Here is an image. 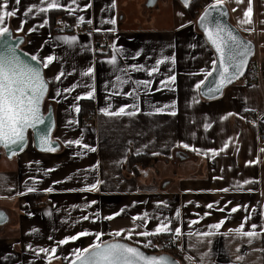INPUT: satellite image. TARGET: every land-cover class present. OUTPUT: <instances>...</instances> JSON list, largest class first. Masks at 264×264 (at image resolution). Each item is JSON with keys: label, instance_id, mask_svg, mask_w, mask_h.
<instances>
[{"label": "crops", "instance_id": "0c3cea01", "mask_svg": "<svg viewBox=\"0 0 264 264\" xmlns=\"http://www.w3.org/2000/svg\"><path fill=\"white\" fill-rule=\"evenodd\" d=\"M12 2L13 0H10V4ZM33 2L37 0H21L19 18L23 17L24 8ZM61 2L66 3L67 0ZM87 2L88 0H78L81 7ZM111 3L112 0H92L91 8L74 15H68L61 10L71 17L75 30L67 34H55L51 32L49 25L34 33H27L28 27L42 22V16H29L24 25V32L16 33L19 18L10 19L12 32L24 37L23 51L32 54L40 44L48 40L49 43L41 49V56L53 54L57 57L43 70V74L50 81L44 104L53 107L55 128L52 138H59L60 150L55 153H41L36 151L32 144H28L22 153L11 159L0 155V211L8 218L0 225V264H45L43 254L39 258L34 257V252L28 250L27 245L31 244L33 248L50 247L53 245V241L48 239L50 235L54 240H59L65 235H72L84 229L103 231L105 235L101 239L109 240L112 237L107 233L114 229L131 227V216L144 211L172 217L175 210L180 208L182 231L194 233L207 231L208 224L218 222L228 214L227 210H209L204 207L206 204L220 201V205H217L219 207L226 201H231L229 209L236 204L249 205L248 211H251L253 206L257 209V215L246 224L245 230L250 227L251 222L260 224L258 212L260 205H264V152L260 149L264 148V142L258 140L256 129L247 125L246 118L258 117L260 124L264 126V43L259 49V84H249L243 77L226 87L221 97L210 101L203 100L194 91L193 85L197 80L204 78L199 74V70L211 67L210 61L214 54L210 47L205 46V39L197 30L195 21L189 23L190 19L183 5L178 0H151V3L149 0H116V7L112 8ZM201 3L205 8L212 0H201ZM252 3L251 28L256 22L261 24V19L264 18V0H252ZM224 5L228 9L230 22L244 37L252 40V31H245L244 27L238 24L247 8V0H241L239 4L236 0H225ZM101 9L105 10L101 12ZM76 15H84L85 20L91 19L93 23L85 22L76 26ZM111 17L116 18L115 25L101 23L102 19ZM64 23L67 22L59 24ZM182 23L186 26L179 28ZM112 27L116 29L114 33L103 30ZM94 28H101L102 31L95 32ZM102 33L109 35L108 47L115 41L117 47L125 50L124 57H118L119 68H125L132 63L151 67L161 55H175V65L162 64L160 72L152 78L155 89L159 86V80L172 68L177 74L175 91L162 89L152 91L146 96L141 94L138 102L141 111L131 117H108L100 113L99 108L106 107L108 103L113 105V110L124 103H133L132 98L123 95L111 96L110 100H105V96H110L105 82H109L111 88L110 82L120 73L105 62L112 53L110 47L105 54L96 53V44L101 43L99 37ZM50 35H76L78 40L75 45L69 47L50 39ZM190 44H195L196 47H189ZM136 51H140L141 55L132 59ZM88 66L94 67V79L81 77L79 74ZM61 68L71 75H66L59 83L52 81L51 78ZM191 73L197 75H190ZM129 75L136 80L149 78L145 71L129 72ZM73 83L80 86L71 94H65L67 99L57 98L59 103L51 99L56 87H69ZM88 84L95 87V98L74 101L76 95L88 90L85 87ZM132 87L134 85L126 84L119 91L127 92ZM193 97L199 103L192 104ZM172 100L177 102L175 116L167 112H153V105L163 106ZM81 101L93 104L95 121L91 127L84 126L83 121L92 113L85 116L81 123L79 113L71 108L74 102L80 105ZM244 108L251 110L244 111ZM227 112L240 113L244 119L232 116L221 122L219 116ZM205 117L208 118L207 122L212 124L207 131L203 128ZM69 120H75L77 123L68 126ZM81 136L84 143L95 148L94 152L78 156L75 153L81 150L77 146L67 147L62 143L65 139ZM229 136L233 137L234 142H230L228 149L211 159L202 152L198 154L180 146V142H183L199 149L220 148ZM137 150L138 154L151 156L153 161L139 175H134L127 168L126 161L130 154H137ZM153 152L158 154L152 155ZM248 160H257V163L246 166L245 162ZM30 161L32 163H29ZM35 161H40V164L37 165ZM97 162V168L92 170L90 166ZM48 168L54 171L45 174L44 169ZM29 177L35 178L36 182ZM66 177L71 179H65ZM97 179L104 181L98 191H79ZM244 179L255 180L256 183L243 185V190L240 191H213L234 185L237 181L242 184ZM53 181L62 183L53 184ZM33 186L36 191L27 192V187ZM48 187L55 190L51 193L43 191ZM248 188L253 191L248 192ZM32 194L43 195L41 206L30 207L29 196ZM92 200L97 203L87 210L72 207ZM133 201L137 202L135 206H132ZM158 201L166 202L168 207L161 205L158 208ZM189 201L192 203H188ZM197 204L200 207H197ZM126 205L129 206L126 212L111 221L97 220L93 223L91 220H79L82 214L99 210L101 216H106ZM205 211H210L211 215L204 217L189 229L188 220L196 219L195 213L202 216ZM45 212L51 214L45 215ZM245 215L243 208L233 213L220 229V234L211 238V245L207 244L206 240L198 243L195 235L191 238L185 235L176 240L174 248L176 247L184 259L186 255L190 256L192 259L185 260L191 264H199L204 253L208 254L204 256L205 264H264V234L254 239L251 244L247 243V238L235 237L233 234L224 235L228 229L237 227ZM157 222L150 220L147 228L152 229ZM33 228L38 231L33 233ZM155 237H151V240ZM92 239L82 237L61 246L57 253L60 259L53 260L51 264H67L63 257L73 247H86ZM146 239L134 236L133 240L127 242L140 240L143 243ZM190 244L195 247H190ZM238 255L242 257L241 260L236 259Z\"/></svg>", "mask_w": 264, "mask_h": 264}, {"label": "snow or ice", "instance_id": "6c2138e0", "mask_svg": "<svg viewBox=\"0 0 264 264\" xmlns=\"http://www.w3.org/2000/svg\"><path fill=\"white\" fill-rule=\"evenodd\" d=\"M185 8L189 7L190 0H181ZM151 3V0H149ZM225 0H212V3L208 4L198 18L199 28L203 31L205 39V46L210 47L214 50V58L211 59V67H204L199 70V74L203 75V79L197 80L193 85L194 91L200 96L205 97L209 100L216 99L218 95H222L223 89L226 85L231 84L233 81L238 79L244 74L245 66L248 63V58L252 55V45L250 41L243 40L238 33L226 22L227 11L223 7ZM236 3H241V0H236ZM20 4L21 0H13L10 4V0H0V146H3L9 157L16 155L17 151L23 152L24 147L27 143L26 133L29 129L34 134V139L37 146L43 152L55 153L59 148V138L54 140L52 138L53 121L51 116V107L49 106L48 115H45L41 111V105L49 92L50 81L45 78L43 70L47 69L57 57L53 54L41 56V49L49 43L45 40L40 44L36 51L32 54L23 51L22 45L23 39L19 35H14L10 27L11 18L20 17ZM92 7V0H88L87 3L81 5L78 0H67L66 3H62L61 0H37L28 4L23 10V17L19 18V26L15 29L16 33L24 32V25L28 22V17L42 16V22L33 24L28 27L27 33H34L46 25H49L48 13L52 10H64L68 15H74L79 12H83L85 9ZM111 7H116V0H112ZM105 9H101L103 12ZM236 9L234 8L233 11ZM253 3L252 0H247V8L243 11V17L238 20V24L244 27L245 31H252L250 27L253 23ZM182 15V13H178ZM92 24L91 19L85 20L84 15H76V26L83 23ZM62 23L60 21L57 22ZM101 23H107L111 25L116 24V18L111 17L107 20H101ZM191 23V21H189ZM185 24H180L179 28H184ZM104 31L114 33L115 27L103 29ZM93 31L100 32L101 28H94ZM91 35V33H89ZM56 41H60L69 47L75 45L78 40L76 35L56 36L49 37ZM29 43H31L29 41ZM109 47L112 49L111 55L106 59V63L110 64L120 74L115 76V79L111 81V88H109V82H105V88L110 92V96H105V100H110L111 96H125L133 99V103H124L121 106L113 110V105L108 103L106 107L99 108V112L108 117L115 116H134L141 111L139 106L140 95H148L152 91H160L167 89L169 91H175V82L177 74L172 68H169L168 74H165L163 79L159 80V86L153 89V77L160 72V66L165 63H171L175 65V55H161L155 59V64L151 67H147L142 64L132 63L126 65L125 68H119L117 65L118 57H124V49L117 47L115 41ZM189 47H196L195 44H190ZM140 51H136L132 59L139 57ZM126 58V57H125ZM75 71V69H73ZM145 71L148 79L136 80L129 75V72ZM81 77H89L94 79V67L88 66L83 69L80 73ZM71 73H66L63 68L52 77V81L61 82L62 78ZM190 75H197V73H191ZM132 84L134 87L130 91L122 92L124 85ZM78 83H73L69 87H56L55 94L51 97L57 103L59 99H67V95L71 94L74 89L79 87ZM88 90L80 95L74 97V101H80L82 98L94 99L95 98V87L92 84L85 85ZM176 100L170 101L168 104L163 106L153 105L154 113H165L169 115H176ZM192 104L199 103V101L193 97ZM72 110L79 113L80 105L73 103L71 105ZM244 111H250L251 109L244 108ZM151 115L152 113H148ZM239 116L240 119H244L240 113L227 112L224 115L219 116L221 122L226 121L229 117ZM208 118L205 117V123L203 128L205 131L212 127L211 123L207 122ZM77 123L75 120L67 121V125L71 126ZM43 126V127H41ZM195 136V133L192 134ZM234 142L233 137L229 136L223 141L220 148H206L199 149L195 146L189 145L188 143L180 142V146L191 151L201 152L211 158H214L219 153L224 152L229 148V143ZM62 143L67 147L77 146L78 151L75 155H85L86 152H94L95 148L87 143L83 142V136L76 139H65ZM145 147H147L145 145ZM86 150V151H84ZM238 150V149H237ZM264 152V148L260 149ZM139 150H137V154ZM158 153L153 152L152 155ZM121 163L123 161H120ZM29 163H32L31 161ZM37 165L40 161H35ZM97 164L91 165L92 170L96 169ZM246 166L250 164H256L257 160H248L245 162ZM39 171V169H38ZM54 171L52 168L44 169V173L48 174ZM35 183V178L29 177ZM65 179H71L66 177ZM213 179H223V177H213ZM62 183V181H53V184ZM104 181L97 179L94 183L87 184L84 188L79 191L95 192L99 190V186ZM256 183L255 180L244 179L241 182L237 181L234 185L217 189L213 191H221L227 193L231 190H243V185ZM55 189L48 187L43 191L51 193ZM36 188L27 187V192H35ZM73 191V189H69ZM248 192H252L253 189L248 188ZM23 195L24 193H18ZM97 201H86L83 205H72L73 208L80 207L82 211L91 208ZM137 202L133 201L132 206H135ZM157 207L163 205L165 208L168 207L164 201H158ZM188 203H192L189 201ZM231 201H226L222 206L220 201H214L206 204L204 207L212 210L215 208L216 211L225 212L228 214L222 217L218 222L207 225V231H189L184 233L182 231V218L181 209L175 210L174 216H161L156 214H150L147 211L138 213L131 216V227L114 229L107 233L112 239L103 240L102 236L105 235L103 231H90L84 229L72 235H65L62 239L54 240L53 236H49L48 239L53 241V245L50 247H37L33 248L31 244L27 245V249L34 252V257L39 258L43 254L45 264H51L55 259H60L57 255L58 249L61 246L68 245L70 242H75L82 237H92V242L86 247H73L71 251L63 257L67 261V264H179L177 260L167 255H155L148 254L142 249L155 248L157 245L153 244L151 237L159 236L161 234L170 235V243H174L176 240L181 239L183 236L191 238L193 235L196 236L197 242H204L211 245L213 243L212 237L220 234V229L225 224L233 213H236L239 209L243 208L246 215L243 217L241 222L235 228H230L224 235L233 234L235 237L247 238V243L251 244L254 239L264 234V205H260L258 215L260 217V224L251 222L250 227L245 230L246 224L252 221V218L257 215V209L255 206L252 207L251 211H248L249 205L236 204L235 206L228 208ZM200 207L199 204L196 205ZM129 206L121 207L118 211L111 212L109 215L101 216L99 210L90 214H82L79 217L81 221L91 220L95 223L97 220L111 221L115 217L120 216L126 212ZM51 213L45 212V215ZM29 215H32L29 213ZM210 211H205L201 216L199 213H195L196 219L188 220L187 227L192 229L193 225H196L204 217L210 216ZM4 219V213L0 212V220ZM150 220L158 221L152 229H148L147 225ZM174 221L179 223H174ZM78 222V221H77ZM143 229V230H138ZM38 229L33 228L32 232L36 233ZM147 238L143 243L140 240H134L132 243L127 241L133 240V237ZM119 238V239H117ZM190 247L195 245L190 244ZM208 255L204 253L201 255L199 264H205L204 256ZM70 257V259H69ZM185 259H192L190 256H185ZM237 260H241V256L236 257Z\"/></svg>", "mask_w": 264, "mask_h": 264}, {"label": "trees", "instance_id": "16d2710c", "mask_svg": "<svg viewBox=\"0 0 264 264\" xmlns=\"http://www.w3.org/2000/svg\"><path fill=\"white\" fill-rule=\"evenodd\" d=\"M184 7V5H183ZM204 9L201 0H191L189 7L185 8L184 10L190 19V21H195L200 12ZM49 17V27L51 32H53V29L59 25L57 22H67L64 23L70 30H73V24L72 19L70 16L65 15L61 10H52L48 13ZM97 45V44H96ZM99 45V44H98ZM97 45V46H98ZM98 53V52H96ZM100 54V53H98ZM45 103V102H44ZM80 121L82 123V119L92 113L93 111V104L89 101H81L80 102ZM0 155H4L2 150L0 149ZM153 158L151 156L145 155V154H130L126 161V166L130 170V172L134 175H139V173L142 172V170L147 169L149 165L152 163ZM43 204V195L41 194H32L29 196V205L30 207H38ZM158 237H155L152 242L153 244L156 243ZM174 249V248H173ZM173 249L169 251H161L156 248H148L143 249L144 251L151 253V254H168L175 260L179 262V264H185L183 260L178 257L176 254L173 253Z\"/></svg>", "mask_w": 264, "mask_h": 264}, {"label": "built area", "instance_id": "2783aa9c", "mask_svg": "<svg viewBox=\"0 0 264 264\" xmlns=\"http://www.w3.org/2000/svg\"><path fill=\"white\" fill-rule=\"evenodd\" d=\"M252 33L254 34V38L252 39L255 42V54L251 58V60L248 63L244 78L247 81V83L255 85L259 84V77L261 73V60L259 57V51H258V37H257V28L254 25L252 28ZM75 30H70L65 24H59L53 29V33L55 34H67L72 33ZM101 39V43L97 46L96 45V52L105 54L108 52V44L110 41L109 35L106 33H102L99 37ZM95 121V115L92 113L88 117H86L83 121V125L86 127H91L94 124ZM247 125L251 128L256 129L257 131V137L260 142H264V126L260 124V118L255 116H248L246 118ZM170 235H161L157 238V241L155 247L158 250L161 251H169L174 248V243H170Z\"/></svg>", "mask_w": 264, "mask_h": 264}, {"label": "water", "instance_id": "95a60500", "mask_svg": "<svg viewBox=\"0 0 264 264\" xmlns=\"http://www.w3.org/2000/svg\"><path fill=\"white\" fill-rule=\"evenodd\" d=\"M191 1V0H190ZM178 2H180V4H182V2H181V0H178ZM183 5V4H182ZM223 7L225 8V10L227 11V16L225 17V18H222V19H226V22L238 33V35L243 39V40H245V41H250L251 42V45H252V55L248 58V63H249V61L251 60V58L254 56V54H255V49H256V47H255V42L253 41V40H251V39H248V38H246V37H244L243 35H242V33L230 22V19H229V13H228V9H227V7L225 6V5H223ZM204 10V9H203ZM203 10L200 12V14L203 12ZM200 14L198 15V17L196 18V20H195V26H196V28H197V30L202 34V36H203V31H202V29H200L199 28V25H198V23H197V21H198V18H199V16H200ZM14 34V33H13ZM15 35V34H14ZM22 39H23V41H24V37L23 36H20ZM204 37V36H203ZM212 50V52H213V54H214V50L213 49H211ZM248 63H247V65L245 66V69H244V74L243 75H241L238 79H236L235 81H233L231 84H233V83H235L236 81H238V80H240L241 78H243L244 77V75H245V72H246V69H247V66H248ZM231 84H229V85H226L225 86V88L226 87H228V86H230ZM224 88V89H225ZM224 89H223V92H224ZM223 94V93H222ZM47 96V95H46ZM198 96L201 98V99H203V100H207V101H210L209 99H207V98H205V97H202V96H200L199 94H198ZM222 95H218V97L217 98H219V97H221ZM46 98V97H45ZM216 98V99H217ZM212 100H214V99H212ZM44 102H45V99H44V101H43V103H42V105H41V111H42V113H44L45 115H48V109H49V106H45V104H44ZM51 107V116H52V121H53V128H52V135H53V132H54V128H55V120H54V111H53V107L52 106H50ZM41 127H43V126H41ZM26 137H27V143H26V145H25V147H24V150L27 148V146H28V144H29V142H31V144H32V146H33V148L36 150V151H38V152H41V153H48V152H43V151H41L40 149H39V147L37 146V144H36V141H35V139H34V134H33V132H32V130L31 129H29L28 131H27V133H26ZM0 149L2 150V152H3V154H4V156L7 158V159H11V158H13V157H15L16 155H18V154H20V153H22V152H19V151H17V154L16 155H13V156H11V157H9V155H8V153L6 152V150L4 149V147L3 146H0ZM60 150V145H59V148L57 149V151H59ZM56 151V152H57ZM0 212H3V211H0ZM4 213V212H3ZM8 220V218H7V215L4 213V219L3 220H0V225L1 224H3L4 222H6ZM129 243V242H128ZM143 250V249H142ZM146 252V251H145ZM148 253V252H147ZM148 254H151V253H148ZM155 255H167V256H169L168 254H165V253H163V254H155ZM169 257H171V256H169Z\"/></svg>", "mask_w": 264, "mask_h": 264}, {"label": "rangeland", "instance_id": "374dc122", "mask_svg": "<svg viewBox=\"0 0 264 264\" xmlns=\"http://www.w3.org/2000/svg\"><path fill=\"white\" fill-rule=\"evenodd\" d=\"M135 16L136 13H134ZM257 28V37H258V42H257V46H258V51H259V57H260V60H261V54H260V47L262 46V43H264V18L261 19V24H258L256 22V24H254ZM254 34H252V37L254 38L253 36ZM252 38V39H253ZM31 145V142H29V146ZM173 253L176 254L178 257H180L183 262H185V264H191L190 262H186V260L182 257V254L176 249V247L173 249Z\"/></svg>", "mask_w": 264, "mask_h": 264}]
</instances>
